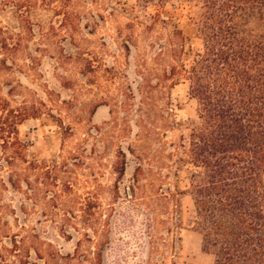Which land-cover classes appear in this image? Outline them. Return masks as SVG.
<instances>
[{"label": "rangeland", "instance_id": "374dc122", "mask_svg": "<svg viewBox=\"0 0 264 264\" xmlns=\"http://www.w3.org/2000/svg\"><path fill=\"white\" fill-rule=\"evenodd\" d=\"M203 1L0 0V104L28 115L0 135V262L215 264L189 195L197 105L166 77Z\"/></svg>", "mask_w": 264, "mask_h": 264}, {"label": "trees", "instance_id": "16d2710c", "mask_svg": "<svg viewBox=\"0 0 264 264\" xmlns=\"http://www.w3.org/2000/svg\"><path fill=\"white\" fill-rule=\"evenodd\" d=\"M201 9L200 48L166 73L173 85L188 83L197 105L188 154L195 229L215 264H264V0H204ZM0 105V135L10 146L28 115Z\"/></svg>", "mask_w": 264, "mask_h": 264}]
</instances>
